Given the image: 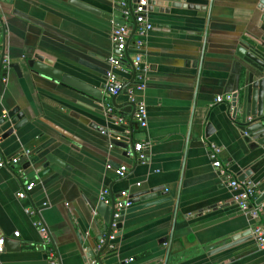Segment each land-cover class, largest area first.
<instances>
[{
  "label": "crops",
  "instance_id": "obj_1",
  "mask_svg": "<svg viewBox=\"0 0 264 264\" xmlns=\"http://www.w3.org/2000/svg\"><path fill=\"white\" fill-rule=\"evenodd\" d=\"M149 1L179 7L146 12L154 28L144 41L137 71L141 82L133 79L132 42L125 72L119 73L123 89L144 84L135 91L147 111L144 130L134 119L127 92L113 102L106 93L117 21L114 0L0 2L3 50L10 65L18 67V72L0 73V117L17 108L26 119L0 146L6 161L20 157L18 164L0 168V238L19 242L17 249L14 244L4 248L3 264H50L35 221L47 230L54 264L93 259L101 264H264V250L251 235L213 252L249 230L227 186L246 172L244 182L256 186L250 206L263 208L255 223L264 227V146L245 142L231 119V99L215 101L235 96L238 105L246 102V68L236 56V43L250 33L264 0ZM34 59L50 64L61 79L29 70L26 62ZM107 103L114 116L106 114ZM207 123L213 128L210 136L205 135ZM128 138L133 144L150 143L146 164L135 163ZM212 145L220 149L219 170L209 156ZM47 155L67 168L52 164L43 178L29 180L26 163L46 161ZM107 165H125L126 176L116 177ZM28 183L35 184L33 190L17 199ZM101 188L116 201L122 193L148 189H162L153 200H169L124 215L116 239L109 242L96 209Z\"/></svg>",
  "mask_w": 264,
  "mask_h": 264
},
{
  "label": "built area",
  "instance_id": "obj_2",
  "mask_svg": "<svg viewBox=\"0 0 264 264\" xmlns=\"http://www.w3.org/2000/svg\"><path fill=\"white\" fill-rule=\"evenodd\" d=\"M149 0H114L116 9L120 14V19L124 22V25H115L111 32V42L113 49L108 58L109 69L106 71L105 75V88L106 93L109 98L116 97L123 90L122 83L119 79V73L125 72L124 62L128 57L127 47L132 42V47L134 54L132 56V66L136 71V77L138 80L140 76L137 71H140V64L142 62L143 47L146 37L151 33L154 26L146 18L147 6ZM130 24L131 26H128ZM0 64L2 72L8 70L10 61L5 55L3 50V33L0 29ZM4 81V79H3ZM141 82V80H139ZM143 83L138 84L135 88L127 90L128 102L134 106V119L140 129H146L147 127V111L145 105L139 102L136 98L135 91H141L143 89ZM231 97L228 96L223 98L221 96L216 98V103H222L224 100H230ZM106 114L109 116H114V108L111 103L106 105ZM117 123L121 124L123 122L121 117L116 118ZM2 138L0 136V146ZM150 143L147 142H137L132 146V156L136 164L144 165L147 163L148 155L147 150L149 149ZM220 149L214 145L210 147L209 156L214 161L212 166L214 169H220V161L217 159ZM27 154V153H23ZM20 157H14L9 161H6L0 152V168L6 167L9 162L12 165L18 164ZM108 170H112L116 177L124 178L127 174V167L125 165H120L117 168L107 165ZM35 184L28 183L24 186L21 192L17 194V199L23 200L28 194L33 190ZM139 187L140 184H137ZM228 188L234 193V202L238 206L240 212L247 218L250 223L249 231L253 237L256 247L260 250H264V227L258 225L255 222L259 218V214L262 212L263 208L250 206V201L256 195V186L251 182L238 181L236 179H231L228 182ZM122 198L114 202L113 204V215L112 221L110 223V234L107 238L109 242H113L116 239L117 233L119 231V224L122 221L123 213L132 207V203L129 201V195L127 193H122ZM98 201L109 205L110 194L106 188H101L98 193ZM25 214L28 216H33L34 212L31 209H25ZM93 215L97 212L93 211ZM34 227L37 229L38 233L44 240V247L48 252V257L50 264H54L52 248L50 247V241L48 239L47 230L42 225V223L35 221L33 222ZM14 238L19 237V233L15 232L13 234ZM4 238H0V256L4 253ZM131 261V259L129 260ZM0 264H3L0 260ZM88 264H101L97 260H90Z\"/></svg>",
  "mask_w": 264,
  "mask_h": 264
},
{
  "label": "water",
  "instance_id": "obj_3",
  "mask_svg": "<svg viewBox=\"0 0 264 264\" xmlns=\"http://www.w3.org/2000/svg\"><path fill=\"white\" fill-rule=\"evenodd\" d=\"M8 2V0H0V2ZM153 7L166 8L165 13H167V8L179 7V3H168L164 1H149L147 6V11H153ZM156 11V9H154ZM117 21L115 25H124V22L120 19V14L116 12ZM256 23L253 24V28L250 33L245 32L242 34L236 43V56L242 61L244 67L246 68V102L243 105H240L236 102V97H231V105L233 108L231 119L235 122L240 128L245 142L249 143L251 147L264 146V4L259 6V11L256 15ZM26 66L29 70L36 72L44 77L52 79L54 81H59L61 79L60 73L53 68L50 64L46 62H40L38 60H29L26 62ZM9 68L14 69L18 72V67L16 65H9ZM133 68V66H132ZM1 64H0V73ZM133 79L136 78V71L133 68ZM70 85L76 86L80 91H83L87 94H91L92 91L88 90L87 87H82L76 82L67 81ZM122 92H127V89L124 88ZM116 97H112V102ZM130 108L134 110V106L129 104ZM26 124V119L18 111L17 108H12L6 110V112L0 117V136L2 139H8L14 136L22 126ZM121 128H124L121 125ZM213 133V128L210 123L206 124L205 135L210 136ZM127 142H130L131 148L133 146L132 140L130 138L126 139ZM46 161H41L36 158L34 160L28 161L24 166L25 169H30V172L27 174L29 180H38L43 178L47 173L50 172V165L55 164L60 167H66L65 164L56 159L53 155H47L45 157ZM67 168V167H66ZM241 175L238 177V181H244L246 175ZM162 189H148L141 190L138 193H135L129 196V201L132 203V207L127 209L123 215L142 210L148 207L155 206L157 204L163 203L169 199L164 200H153L156 197L160 196V191ZM124 199V198H121ZM110 204L105 205L102 202H99L97 206V212L103 217L105 224V229L107 230V238L110 234V223L112 221L113 215V204L116 201V198L110 195ZM144 202L143 204H140ZM140 204V205H139ZM119 224V229L121 227ZM250 231L247 230L243 233H239L230 237V241L218 247L215 252H220L231 247H234L245 240L250 238ZM10 244H14L13 248L17 249L19 246L18 241L13 240H4V248H7ZM108 245V243H106ZM106 247V246H105Z\"/></svg>",
  "mask_w": 264,
  "mask_h": 264
}]
</instances>
